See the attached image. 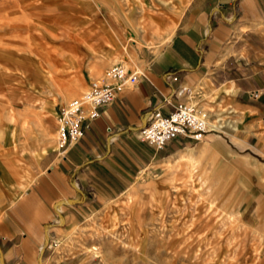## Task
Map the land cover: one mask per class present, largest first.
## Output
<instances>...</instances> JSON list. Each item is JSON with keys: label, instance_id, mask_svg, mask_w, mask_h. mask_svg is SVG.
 Wrapping results in <instances>:
<instances>
[{"label": "crops", "instance_id": "0c3cea01", "mask_svg": "<svg viewBox=\"0 0 264 264\" xmlns=\"http://www.w3.org/2000/svg\"><path fill=\"white\" fill-rule=\"evenodd\" d=\"M135 66L136 81L83 120L77 142L60 148L56 138L29 139L20 147L21 125L2 135L0 264H106L90 251L57 252L56 243L159 158L198 143L231 165L243 221L264 227V0H188L169 39ZM177 103L204 111L214 131L160 150L138 138L150 111L165 114ZM57 109L40 106L49 134ZM249 264H264V228Z\"/></svg>", "mask_w": 264, "mask_h": 264}, {"label": "rangeland", "instance_id": "374dc122", "mask_svg": "<svg viewBox=\"0 0 264 264\" xmlns=\"http://www.w3.org/2000/svg\"><path fill=\"white\" fill-rule=\"evenodd\" d=\"M187 2L0 0V146L15 125L26 127L20 147L56 138V118L49 134L41 104L79 98L84 77L111 65L136 70L140 54L169 39ZM192 146L159 158L55 250L90 251L106 264L251 263L264 227L241 218L231 165L209 143ZM198 216L202 226H190Z\"/></svg>", "mask_w": 264, "mask_h": 264}, {"label": "built area", "instance_id": "2783aa9c", "mask_svg": "<svg viewBox=\"0 0 264 264\" xmlns=\"http://www.w3.org/2000/svg\"><path fill=\"white\" fill-rule=\"evenodd\" d=\"M139 72L121 65H111L88 82L87 89L79 98L60 105L56 111V141L62 148L75 143L82 137L83 120L97 116V108L110 103L117 91L131 86ZM175 79L174 77L172 78ZM255 97L256 92L249 94ZM86 107V113L82 108ZM214 131L209 127L207 115L192 103H177L171 111L162 114L158 108L148 113L145 123L138 129V138L155 150L178 138L189 142H200L206 133Z\"/></svg>", "mask_w": 264, "mask_h": 264}, {"label": "bare ground", "instance_id": "6f19581e", "mask_svg": "<svg viewBox=\"0 0 264 264\" xmlns=\"http://www.w3.org/2000/svg\"><path fill=\"white\" fill-rule=\"evenodd\" d=\"M18 9H19V8H18ZM19 10H20V9H19ZM95 14H96L95 16H97V15H98V12H95ZM48 57H50V55H48ZM50 60H51V59H50ZM51 64H52V63H51ZM213 126H214V124H213ZM189 154H190V153H189ZM178 155H180V156L183 157V158H184V157H187V158H188V154H183V155L178 154ZM184 155H185V156H184ZM190 155H191V154H190ZM193 155H194V154H193ZM193 155H192V156H193ZM189 157H190V156H189ZM193 157H194V156H193ZM193 157H192V158H193ZM189 159H190V158H188V160H189ZM186 160H187V159H186ZM192 160H193V159H192ZM191 173H192V172H191ZM191 175H192V174H191ZM191 178H192V177H191ZM191 178H190V179H191ZM208 187H209V186H208ZM194 188H195V187H194ZM194 188H193V189H194ZM209 189H211V188H209ZM161 190H162V189H161ZM202 193H203V192H202ZM202 193H198V196H199L200 199H201V195L203 196V194H204L205 192H204L203 194H202ZM207 193H208V192H207ZM202 200H203V197H202ZM210 204L213 205L214 203L211 202ZM210 204H209V205H210ZM197 208H198V206H197ZM193 215H194V214H193ZM193 215H192V216H193ZM194 217H195V216H193V218H194ZM188 223H189V222H188ZM202 223H203L202 218H200V217L198 216L196 219L191 220L190 226H193V227L196 228L199 224L202 226ZM188 226H189V225H188ZM204 226L210 228V227H213V223H212V221H211V222H210V221H206V222L204 223ZM204 226H203V227H204ZM164 228H165V227H164ZM56 244H57V243H56Z\"/></svg>", "mask_w": 264, "mask_h": 264}]
</instances>
